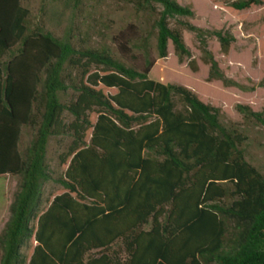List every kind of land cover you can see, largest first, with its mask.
<instances>
[{"label": "trees", "instance_id": "trees-1", "mask_svg": "<svg viewBox=\"0 0 264 264\" xmlns=\"http://www.w3.org/2000/svg\"><path fill=\"white\" fill-rule=\"evenodd\" d=\"M123 1L153 20L158 58L171 42L198 71L186 29L200 43L208 81L237 86L208 44L216 37L227 52L232 34L192 24L193 11L175 0ZM28 14L21 0H0V176L21 177L0 264H264V173L246 159L248 137L224 126L220 109L187 87L150 77L156 58L141 45V27L131 24L113 39L123 57L143 50L135 68L109 49L30 33ZM237 109L264 127L262 112ZM25 126L36 134L23 156ZM51 138L71 139L60 156L66 169L54 180L65 191L42 208Z\"/></svg>", "mask_w": 264, "mask_h": 264}, {"label": "rangeland", "instance_id": "rangeland-1", "mask_svg": "<svg viewBox=\"0 0 264 264\" xmlns=\"http://www.w3.org/2000/svg\"><path fill=\"white\" fill-rule=\"evenodd\" d=\"M175 1L193 11V17L187 19L192 24L209 31L222 30L235 37L227 52L221 49L216 37H210L208 44L222 72L237 86L226 87L221 81H208L209 66L203 62L200 43L196 34L186 29L183 38L198 71L191 70L187 59L180 61L171 42L168 56L158 58L153 20L136 12L123 0H21V5L29 13L26 26L30 33H50L60 39H70L81 48L109 49L117 59L135 68L144 63L143 50L135 48L132 55L123 57L113 39L131 24L141 27L144 37L141 45L156 58L150 77L164 84L187 87L203 102L218 107L222 124L236 127L248 137L243 145L246 159L264 173V127L253 118H245L237 109L241 104L264 114V87L257 86L264 78V2L249 9L236 10L227 5L231 0ZM17 50L18 47L4 60L7 61ZM252 87H256L255 90L252 91ZM73 94L69 91L63 100L70 99ZM91 119L95 122L96 115L92 114ZM35 134L33 127L22 128L19 148L23 156ZM90 136L91 131L87 134V141ZM70 143V138H51L49 142L46 162L52 179L43 187L42 208L47 206L46 201L65 191L54 180L66 169L67 165L61 164L60 156L66 153ZM20 180V176H0V239L11 217V206ZM33 245L31 241L29 248H23L27 256ZM1 257L0 244V260Z\"/></svg>", "mask_w": 264, "mask_h": 264}]
</instances>
